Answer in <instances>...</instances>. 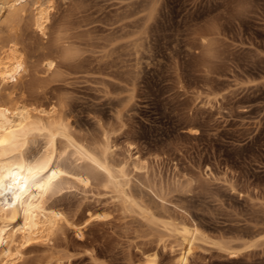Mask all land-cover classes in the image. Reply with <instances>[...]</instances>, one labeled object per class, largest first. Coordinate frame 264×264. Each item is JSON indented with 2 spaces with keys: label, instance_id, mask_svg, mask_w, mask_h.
I'll list each match as a JSON object with an SVG mask.
<instances>
[{
  "label": "rangeland",
  "instance_id": "1",
  "mask_svg": "<svg viewBox=\"0 0 264 264\" xmlns=\"http://www.w3.org/2000/svg\"><path fill=\"white\" fill-rule=\"evenodd\" d=\"M53 2L46 35L31 0L0 26V45L15 42L27 61L0 99L15 90L28 108L68 117L77 139L108 147L155 219L103 175L72 181L50 203L81 217L82 233L64 224L20 242L13 264H143L152 253L176 264L185 244L166 219L203 234L185 264H264V0ZM89 210L101 216L84 222Z\"/></svg>",
  "mask_w": 264,
  "mask_h": 264
},
{
  "label": "bare ground",
  "instance_id": "2",
  "mask_svg": "<svg viewBox=\"0 0 264 264\" xmlns=\"http://www.w3.org/2000/svg\"><path fill=\"white\" fill-rule=\"evenodd\" d=\"M31 1L33 24L37 32L46 35L54 2L53 0ZM27 2L28 0H0V26L7 27L9 23H14L16 17L23 15ZM4 9L7 11L5 17L2 15ZM70 52L66 49L65 55L67 56ZM26 62L15 42H2L0 45V86L11 84V89L17 87L25 71ZM46 66L47 69L52 68L53 60L46 62ZM14 91L10 90L6 93L7 100L0 99V264L14 263L15 257L21 253L20 242L23 244L30 239L47 238L54 231L58 232L57 229L61 225H70L73 230L82 233L81 217L70 219L62 208L50 203L51 198L65 189L72 181L86 185L91 184L92 179H97L98 175H103L107 186L123 203L134 211H138L137 214H141L143 218L155 219V212L149 205L142 199L132 198L128 190L123 187L127 183L126 161L114 163L115 158L112 159L111 152L105 145L93 146L91 142L88 143L89 141L85 143L77 139V136L74 137L68 117L57 116L55 108L51 110L49 108V110L30 109L15 100ZM59 143H64L69 152L64 146L63 149L59 147ZM64 160H69L70 165ZM77 161L83 162V165L78 164ZM13 174L21 177L22 183L19 189L13 187L10 191L9 185L12 183ZM38 174L43 176L45 183L43 188L32 186V177ZM87 215L86 218L84 217V222H90L94 217L101 216L90 210ZM166 220L162 223L167 232L176 233L185 244L183 248L181 247L182 249L180 248L176 264H185L195 241L203 234L197 226ZM156 260L155 253L148 254L143 264H158Z\"/></svg>",
  "mask_w": 264,
  "mask_h": 264
},
{
  "label": "snow or ice",
  "instance_id": "3",
  "mask_svg": "<svg viewBox=\"0 0 264 264\" xmlns=\"http://www.w3.org/2000/svg\"><path fill=\"white\" fill-rule=\"evenodd\" d=\"M47 169H45L46 171ZM11 185H9V190L11 191L13 187L19 189L21 183H22V178L16 176L15 174H13L11 176ZM32 186L35 187H39V188H43L45 186L44 180H43V176L38 174L37 176H33L32 177ZM18 198V197H17Z\"/></svg>",
  "mask_w": 264,
  "mask_h": 264
}]
</instances>
